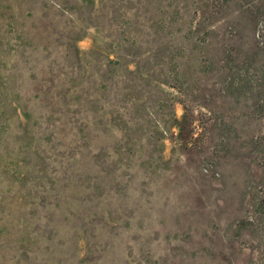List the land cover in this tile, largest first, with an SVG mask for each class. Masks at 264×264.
<instances>
[{
    "label": "rangeland",
    "instance_id": "374dc122",
    "mask_svg": "<svg viewBox=\"0 0 264 264\" xmlns=\"http://www.w3.org/2000/svg\"><path fill=\"white\" fill-rule=\"evenodd\" d=\"M0 264H264V0H0Z\"/></svg>",
    "mask_w": 264,
    "mask_h": 264
}]
</instances>
